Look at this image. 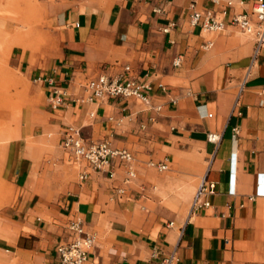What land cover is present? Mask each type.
Wrapping results in <instances>:
<instances>
[{"label": "crops", "instance_id": "0c3cea01", "mask_svg": "<svg viewBox=\"0 0 264 264\" xmlns=\"http://www.w3.org/2000/svg\"><path fill=\"white\" fill-rule=\"evenodd\" d=\"M195 1L196 10L212 9L225 23V34L194 24L191 0H114L102 9L60 11L54 55L33 64L24 55L27 75L45 77L43 110L22 111L0 177L18 188L16 198L3 196L11 197L6 215L38 237L39 259L52 264L56 246L72 238L69 225L81 221L95 236L86 264H158L173 253L174 264H264V46L230 31L233 14L250 13L249 0H232L227 15L226 3ZM126 66L151 86L148 103L87 100L88 80L119 78ZM54 88L63 95L58 110L48 103ZM67 126L81 128L87 144L106 140L131 152L135 176L126 181L117 157L106 171L76 161L61 146ZM46 134L58 146L55 164L69 172L52 199L47 184L56 178L45 175L35 145ZM204 179L216 184L211 205L193 209ZM165 204L182 207L168 216L148 207ZM3 250L0 243V261ZM34 250L18 248L6 264Z\"/></svg>", "mask_w": 264, "mask_h": 264}, {"label": "rangeland", "instance_id": "374dc122", "mask_svg": "<svg viewBox=\"0 0 264 264\" xmlns=\"http://www.w3.org/2000/svg\"><path fill=\"white\" fill-rule=\"evenodd\" d=\"M41 5L40 14L34 20L35 28L32 24L28 27V37L24 41V45L13 44L10 49L2 51L0 47V166L3 159L4 149L8 142L15 137V134L20 125L21 113L23 110H30L34 107L36 111L40 108L43 110L42 96L43 92L40 89L39 83L30 78L26 73L27 63L22 67L21 64L26 55V59L30 63H43L54 55L57 47L56 41V23L55 19L60 11L66 9H80L83 11H91L97 8H105L112 4L114 0H37ZM7 15L17 16L16 11L8 10ZM25 29V28H23ZM233 36L241 40H252V36L244 34L238 28L230 29ZM31 32V34H30ZM224 30L220 33L225 34ZM39 141V142H38ZM36 141L35 145H39L44 162L42 170L49 178H56L51 185L47 184L49 189V198L52 199L56 193L64 187V183L68 181L69 172L61 169L55 164L54 155L58 151V146L50 142L48 134ZM33 142L27 144L28 149H34ZM37 149H35L33 159H37ZM3 165L0 167L2 170ZM43 172V171H42ZM9 187V188H8ZM7 191H6V190ZM5 190V191H4ZM16 198L18 188L6 182L0 177V243L4 247L2 259L5 260L7 255L14 256L13 251L18 248L34 249V252L26 257L21 258L20 263L13 264H48L47 261L39 259L37 256L38 249L36 247L37 236L28 233L29 228H24L25 225L21 220L12 221L9 215H6V209L10 205L11 197L6 199L5 194ZM10 193V194H9ZM4 201V202H3ZM3 202V203H2ZM154 213L161 216H168L170 212L178 213V209L182 206L176 205H149ZM5 217V218H4ZM25 229V230H24ZM26 235H21L23 232ZM8 250V251H7ZM37 250V251H36ZM10 251V252H9ZM33 256V257H32ZM15 261V260H14ZM1 263L3 261H0Z\"/></svg>", "mask_w": 264, "mask_h": 264}, {"label": "built area", "instance_id": "2783aa9c", "mask_svg": "<svg viewBox=\"0 0 264 264\" xmlns=\"http://www.w3.org/2000/svg\"><path fill=\"white\" fill-rule=\"evenodd\" d=\"M249 1L251 2L250 13L233 14L230 24L236 26L244 34L254 35L257 46L260 48L264 46V0ZM212 2L217 6L226 3L223 11L225 15L228 14L229 8L233 5L232 0H212ZM189 7L192 10L191 18L194 24H200L204 29L212 31H223L225 29V23L222 20L216 19L212 9L202 14L196 10L195 0H191ZM179 63L180 61L177 60L175 65H179ZM129 71L130 68L126 66L125 73L120 75L119 78L101 74L96 78L88 80L85 84V90L88 93L87 100L138 98L148 103V94L152 89L151 86L146 82L130 77ZM44 79V76L39 75L34 78V81L40 83ZM48 103L53 110L60 109L63 106L62 93L54 88L48 97ZM90 116L94 117V113L90 112ZM210 139L216 141L218 136L211 135ZM61 146L76 161H87L97 171H106V167L110 165V160L117 157L127 168L128 178L126 181L129 182L135 176L133 168L134 157L131 152L126 149H113L106 140L99 143L87 144L79 127L67 126L64 128ZM149 165L158 171L168 169L167 163L164 162L151 161ZM215 187V182L204 179L194 196L193 209L208 208L211 202L207 197L214 193ZM118 191L120 193L125 192L124 189H119ZM69 229L72 238L56 246L52 264H86L90 259V251L94 245L95 236L85 231L81 221L72 222L69 225ZM176 260V255L173 253L164 256L158 264H174Z\"/></svg>", "mask_w": 264, "mask_h": 264}, {"label": "bare ground", "instance_id": "6f19581e", "mask_svg": "<svg viewBox=\"0 0 264 264\" xmlns=\"http://www.w3.org/2000/svg\"><path fill=\"white\" fill-rule=\"evenodd\" d=\"M40 5L37 0H0V47L2 51L7 52L13 44L24 45L29 34V25L33 26L34 20L40 14ZM8 10L16 11L17 16L7 15ZM34 28L35 26L31 29ZM6 262L8 261L3 260L1 264H6Z\"/></svg>", "mask_w": 264, "mask_h": 264}]
</instances>
